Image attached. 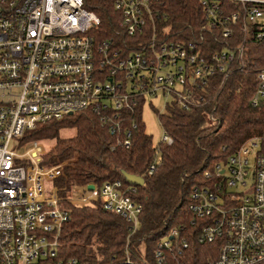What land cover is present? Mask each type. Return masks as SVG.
Returning a JSON list of instances; mask_svg holds the SVG:
<instances>
[{"label":"built area","instance_id":"obj_1","mask_svg":"<svg viewBox=\"0 0 264 264\" xmlns=\"http://www.w3.org/2000/svg\"><path fill=\"white\" fill-rule=\"evenodd\" d=\"M198 2V33L214 32L218 44L210 54L203 52L202 35L186 42L159 36V0L113 1L124 38L137 42L125 51L112 40H95L100 18L84 0H0V264H62L57 249L69 219L65 204L98 200L131 232L138 227L142 206L131 197L135 185L114 179L98 190L93 183L92 190L86 184L65 192L57 180L74 158L45 164L36 158V142L21 153L9 144L37 124L87 110L128 149L131 130L123 122L133 116L125 118V112L140 103L142 112L146 98L157 95L187 110L198 104L211 78L223 81L245 71L248 41L264 40V0ZM253 80L250 103L257 107L264 101V65ZM160 140L172 144L165 131ZM204 176L205 184L191 187L188 208L196 241L217 243V255L207 264H264V135L244 140ZM183 231L184 225L172 227L157 242L153 264H166L173 241L179 252L187 249Z\"/></svg>","mask_w":264,"mask_h":264},{"label":"trees","instance_id":"obj_2","mask_svg":"<svg viewBox=\"0 0 264 264\" xmlns=\"http://www.w3.org/2000/svg\"><path fill=\"white\" fill-rule=\"evenodd\" d=\"M113 1L84 0V7L100 18L95 40H112L123 51L135 48L136 41L124 38L117 24L119 18ZM157 7L162 14L156 22L161 38L186 42L202 35L203 52H214L218 45L214 32L198 33L203 22L198 0H159ZM244 61L245 71H233L223 81L211 78L208 86L199 92L195 106L184 110L176 104L167 105L160 121L172 139L170 145L161 140L153 143L144 129L141 103L133 113H124L125 118L133 116V120L127 118L123 122V127L131 130L128 149L117 145L114 137L87 110L25 131L21 141L54 142V149L44 154L41 162L53 165L56 160L74 158L57 180L65 192L88 183H94L98 190L103 183L114 179L129 186L121 171L144 179L143 185L136 186L131 194L142 206L138 227L133 232L126 220L104 209L98 200L81 207L65 204L69 219L61 227L57 249L62 264H140L142 261L153 264L157 242L170 228L183 225L185 231L181 233L189 239V246L179 252L173 241L171 250L166 251V264H207V260L216 257L217 243L196 241L197 229L191 224L193 218L188 208L190 192L193 185L206 183L204 170L211 171L249 137L264 135V101L257 107L250 103L254 74L264 65V40L248 41ZM133 121L134 128L130 126ZM67 129L73 134L62 135ZM155 160L156 169L147 174Z\"/></svg>","mask_w":264,"mask_h":264},{"label":"rangeland","instance_id":"obj_3","mask_svg":"<svg viewBox=\"0 0 264 264\" xmlns=\"http://www.w3.org/2000/svg\"><path fill=\"white\" fill-rule=\"evenodd\" d=\"M147 101L142 107V121L144 123V129L148 134L151 135L153 143H157L158 140L161 139L164 128H162L161 121H160V114L166 111L167 103L171 102V98L157 95V97H148L146 98ZM73 134L71 129H67V131H63L62 135L67 136ZM33 142H36V145L40 147L39 154L36 157L37 159H42L43 155L48 153L50 150H53L54 142L45 143L44 141L34 140V141H20L18 139H11L9 146L16 148L18 153L23 152V150L28 145H33ZM30 143V144H29ZM46 188H48L47 183H45ZM46 195H49L50 192L45 191Z\"/></svg>","mask_w":264,"mask_h":264},{"label":"water","instance_id":"obj_4","mask_svg":"<svg viewBox=\"0 0 264 264\" xmlns=\"http://www.w3.org/2000/svg\"><path fill=\"white\" fill-rule=\"evenodd\" d=\"M121 175H123V178L125 179V181L128 184H132V185H135V186H142L143 183H144L143 177H141L139 175L132 174V173L128 174V173H126L124 171H121ZM86 187H87V189L92 190L93 187H94V184L93 183H88Z\"/></svg>","mask_w":264,"mask_h":264}]
</instances>
